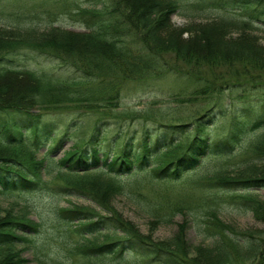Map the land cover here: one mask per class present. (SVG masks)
<instances>
[{"label": "trees", "instance_id": "trees-1", "mask_svg": "<svg viewBox=\"0 0 264 264\" xmlns=\"http://www.w3.org/2000/svg\"><path fill=\"white\" fill-rule=\"evenodd\" d=\"M197 4L226 12L234 10L244 16L242 19L213 17L210 18L212 23L250 31L262 29L264 34V0H201ZM178 5L177 0H94V6L79 8L75 13L84 31L63 26L40 30L31 24L0 29V264H24L27 259L21 255L23 247H18L24 243L32 244V237L41 226V220L37 221L30 215L29 204L18 205V197L44 190L58 192L54 185L56 180H61L56 185L62 189L60 192L67 196L88 197L106 211V214L94 213L93 208L82 207V204L80 207L78 203L59 209V217L71 222L72 234L84 239L71 250L74 256L125 261L130 259L125 257L126 254H132L133 257L139 255L145 260L151 258L168 264H208L204 260L190 258L189 262V259H184L182 254L187 257L188 254L185 253L187 247L184 249L183 245L176 249L170 244L152 241L148 235L136 231L120 212L113 210L109 200L124 192L126 182L123 178L129 175L146 172L157 180H178L196 169L204 158L224 156L234 151L241 127L251 125V130L264 129L263 83V86L259 85L262 89L255 87V97L241 95L242 98L236 97L229 104L215 99L194 122L157 121L155 125L147 126L142 135L135 130L128 137L119 131L110 138L107 122L101 121L91 134L76 138L81 124L77 127L78 120L75 119V124L69 126L74 129L72 133L67 131L65 136L54 138L55 128L51 123L40 126L42 115L34 110L37 105L50 109L58 104L59 108L77 110L76 107L87 112L101 106L110 107L113 99L117 98V94H113L114 89L108 88V84L85 85L83 79L97 81L98 78L121 76L143 80L156 75L160 66L165 67L163 56L172 49L161 36L167 31L166 25H170V16L178 11ZM208 29L203 31L208 36L210 31L219 32L218 29ZM245 38L257 49L252 47L244 54L239 52L231 57L192 51H179L178 55L210 70L214 65L241 61L264 70V48L256 45L253 36ZM226 43L233 45L236 41ZM241 45L239 43L238 46L241 48ZM42 57L60 60L63 66L82 72L81 80L74 78L71 82L66 80L58 84L62 80L51 68L33 66ZM209 82V79L204 81L206 84ZM233 84V88L239 86ZM227 86L224 82L219 89L224 91ZM210 90L212 86L208 84L202 89L196 86L192 93L180 94L177 98L182 100L177 101L193 102L199 95L206 96ZM228 107L238 116L229 125L230 135L215 139L210 132V122L214 123L220 113L226 116ZM241 118L247 121L242 124ZM72 136L74 141L64 156L54 157L55 150L62 147L65 138ZM253 149L264 155V139ZM50 161L60 169L52 179L47 178ZM262 171L264 167L256 163L240 170L235 177L228 174L214 179L231 190V195L240 204L254 211V215L263 221L264 204L256 193L264 187ZM7 195L11 197L4 207L1 198ZM206 212L209 221L204 228L219 235L221 241L216 239L211 246L192 245L193 249L201 253L218 251L215 264H233L236 259L245 262L252 259V264H264V236L250 241L243 238L247 234L240 232L238 235L229 233L228 238L223 229L230 228L231 233H235V228L220 219L218 210ZM95 215L99 219L95 220ZM169 218L171 216L163 219L169 221ZM220 224L221 233L216 234ZM184 228L177 236H181L183 231L185 235ZM188 246L191 247L190 244ZM226 249L235 251L237 256L234 260L230 259V252L227 253ZM186 252L191 253L192 250ZM223 255L226 257L220 259ZM136 262H139L137 257L129 264Z\"/></svg>", "mask_w": 264, "mask_h": 264}, {"label": "rangeland", "instance_id": "rangeland-1", "mask_svg": "<svg viewBox=\"0 0 264 264\" xmlns=\"http://www.w3.org/2000/svg\"><path fill=\"white\" fill-rule=\"evenodd\" d=\"M200 1L177 0L180 7L170 16V25H166V32L170 33L165 32L161 36V39L172 49H169V53L163 56L165 67L160 66L156 75H149L143 80L121 76L98 78L97 81L92 78L83 79L85 85L107 86L106 84H108V88L114 89L113 94H117V98L113 99L110 107L101 106L88 112L76 107L74 108L77 110H73L72 107L59 108L60 104H58L59 106L54 105L50 109L37 105L34 110L42 115L40 126L51 123L52 128H55L53 130L54 138L63 137L67 131L71 133L74 131L70 127L75 124L74 120L76 119L78 120L77 127L81 124L79 134L75 136L77 138L91 134L99 122L106 121V129L110 138L119 131L123 136L128 137L135 130L139 135H142L147 126H153L157 121L194 122L215 99L229 104L231 100L241 95L255 97L256 89H262L259 85L263 86L264 84V70L253 68L242 61L234 62L231 65H214L210 70L207 66L198 67L194 61L188 62L178 55L179 51L210 55L224 54L227 57L239 52L244 54V51L252 47L257 49L245 38L247 35L253 36L256 39V45L264 48L262 29L244 30L240 27L217 25L210 20V18L218 16L242 19L243 14L240 15L234 10L226 12L216 7L203 8L197 4ZM91 6H94V0H0V29L4 26L31 24L40 30L63 26L69 30L84 31L85 28L81 26L80 22H77L75 13L79 8ZM258 25L261 26V24ZM214 26L216 28H213ZM206 28L218 29L219 32L210 31L208 36L203 32ZM173 31H177L178 34ZM231 41H236V43L233 45L226 43H232ZM239 43L242 44L241 48L238 46ZM262 52V57H264L263 49ZM33 66L39 69L40 67L51 68L62 80L58 84H63V81L66 80L71 82L74 78L81 80L79 77L82 72L79 73L72 67L63 66L57 59L42 57L35 61ZM205 79H209L210 82L207 84L212 86V90L206 96L199 95L198 100L193 102L177 101L180 99L177 98L180 94L192 93L196 86L200 89L205 88L207 86L204 83ZM224 82L228 86L226 90L221 91L219 88ZM233 83L239 84V86L233 88ZM257 86L259 87L255 89ZM227 111L229 112L226 116L224 115L225 117L220 113L214 123L210 122V132L215 139L229 136L231 133L229 125L238 115L234 111L232 112L231 107H228ZM236 120H240V118ZM241 120H243L242 124L247 121L246 118H241ZM250 126L246 125L240 128V136L234 151L224 156L204 158L196 169L185 173L178 180H157L155 177L147 175L146 172H136L123 178L126 188L122 194L112 196L109 200L111 207L120 212L124 219L137 229L136 231L148 235L152 241L167 243L176 249L183 245L184 249L187 247L186 251L192 250L191 253L185 251L188 257L182 254V257L186 260L189 259V262L190 258H193L197 261L204 260L208 264L217 263L214 258L218 251L212 250L208 253L203 251L201 253L192 247V245L200 244L211 246L216 239H220L219 235H214L204 228L209 221L206 210H218L220 219L226 225L235 228V233H231L230 228L223 229L227 237L241 234L240 232L247 234L243 235V238L250 241L256 240L258 236L263 237L264 220L258 219L254 215V211L240 204L231 195V190L221 186L214 179L215 177L217 180L221 175L228 174L235 177L240 170L256 163L262 168L264 167V157H261L264 155L253 149L255 144L264 139V129L251 130ZM73 138V136L65 138L62 147L60 149L58 147L53 156L56 158L64 156V152L73 143ZM48 169L50 170L47 176L49 179H52L60 170L53 161H50ZM60 181L56 180L57 183L54 184L55 190L58 192L44 190L28 193L21 197L16 196L20 200L18 205L29 204L30 215L37 221L41 220L39 232L32 237L33 243L20 244L18 247H23L24 251L21 255L27 259L24 264H119L122 259L108 260L105 258L94 259V257L86 259L71 253V250L74 247L77 248L79 242L84 239L72 234L71 222L68 223L59 217V209L78 203L80 207L82 204V207L93 208L94 213L106 214V211L88 197L67 196L60 192L62 189L56 186L61 183ZM256 193L264 204V187L256 190ZM10 197L7 195V197L1 198L4 207ZM168 216H171L169 221L163 219L164 217L167 219ZM94 219L97 220L99 217L95 215ZM221 226L220 224L216 229V234L221 233ZM182 227H185V235L183 231L181 236H177ZM189 244L192 248H189ZM226 252H230L231 260L237 256L232 249ZM125 257L130 259L122 261L121 264H129L136 257L139 260L138 263L136 262L137 264H168L151 258L145 260L144 256L139 255L133 257L132 254H126ZM223 257L226 256L223 255L220 259ZM103 261L106 262L103 263ZM235 261L233 264H252L254 262L252 259L248 262L241 259Z\"/></svg>", "mask_w": 264, "mask_h": 264}]
</instances>
